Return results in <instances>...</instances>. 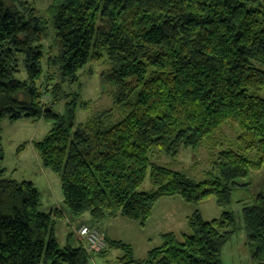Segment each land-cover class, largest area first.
Masks as SVG:
<instances>
[{
    "label": "trees",
    "instance_id": "obj_1",
    "mask_svg": "<svg viewBox=\"0 0 264 264\" xmlns=\"http://www.w3.org/2000/svg\"><path fill=\"white\" fill-rule=\"evenodd\" d=\"M47 13L48 22L30 5L0 0V123L47 124L33 150L59 177L71 217L87 214L90 227L118 216L141 226L163 198L192 205L213 198L226 207L264 168V0H52ZM88 64L105 67L99 81L110 88L112 108L75 126L78 104L88 106L78 91ZM225 124L236 138L210 156L204 180L149 159L207 147ZM3 158L0 144V264H87L73 234L57 242L59 209L42 211L38 189L5 176ZM146 176L151 190L138 192ZM240 212V226L229 212L210 222L194 212L189 234L161 235L143 260L105 237L99 255L120 250L128 264H221L223 246L242 228L250 257L264 264V196Z\"/></svg>",
    "mask_w": 264,
    "mask_h": 264
},
{
    "label": "rangeland",
    "instance_id": "obj_2",
    "mask_svg": "<svg viewBox=\"0 0 264 264\" xmlns=\"http://www.w3.org/2000/svg\"><path fill=\"white\" fill-rule=\"evenodd\" d=\"M3 2L5 5L14 8L22 4L24 6L30 5L36 15L46 22L49 21L47 8L51 5L52 0H3ZM47 33H49V29ZM41 44L44 48L48 47L50 44L48 34L43 36ZM104 69L105 67L102 65L88 64L78 73L80 82L79 102L86 103L88 106L81 107L78 104L75 113V126L84 123L94 113L112 108V101L109 96L110 88L101 85L99 81L100 72ZM259 97L264 98V90ZM44 102L48 104L46 97H44ZM60 110L59 108L55 111ZM118 118L119 116L116 114L115 119ZM48 131V126L43 121L33 123L25 118L17 121H10L7 117L3 118L0 123V144L4 154L1 165L6 171L5 176L8 178L16 181H30L37 187L42 211L49 212L51 208L59 209L62 214L61 219L53 218L52 229L57 242L62 246L65 244L68 233L73 234V238L77 242L76 230L84 224L91 226L92 221L87 214L81 217H71L63 205L59 177L48 169L44 170L38 161L37 153L33 150V143L42 141ZM236 131L235 127L225 124L215 140L207 147H201L195 152L184 149L173 160L163 154L150 155L149 159L155 165L181 172L192 180L201 181L204 180L209 170L210 156L220 150L232 148L231 143L236 138ZM143 182L138 192L150 191L151 187L147 176ZM243 182L247 185L232 193V203L229 206L219 208L213 198L200 202L198 205L182 203L177 197L163 198L153 207L151 217L144 225L140 226L137 221H129L118 216L102 222L101 230L105 232L106 239L120 241L129 246L134 260H143L149 251L161 245V235L172 233L179 238L183 234H189L187 218L194 212L200 214L205 222L218 219L222 212H229L234 215L236 224L240 226L241 209L251 205L257 195L262 194L264 196V168L259 172H254ZM95 228L99 230L98 226ZM101 230L99 231L101 232ZM122 255L123 252L120 250H109L104 258H97L96 261V256L87 264H103L105 262L106 264H128L125 263L126 260H119ZM219 259L221 264H257L250 257V250L246 246V235L242 228L235 232L223 246Z\"/></svg>",
    "mask_w": 264,
    "mask_h": 264
},
{
    "label": "built area",
    "instance_id": "obj_3",
    "mask_svg": "<svg viewBox=\"0 0 264 264\" xmlns=\"http://www.w3.org/2000/svg\"><path fill=\"white\" fill-rule=\"evenodd\" d=\"M76 240L88 255V261L92 260L97 254L102 253L106 248L103 234L95 227L81 225L76 230Z\"/></svg>",
    "mask_w": 264,
    "mask_h": 264
},
{
    "label": "crops",
    "instance_id": "obj_4",
    "mask_svg": "<svg viewBox=\"0 0 264 264\" xmlns=\"http://www.w3.org/2000/svg\"><path fill=\"white\" fill-rule=\"evenodd\" d=\"M32 183V182H31ZM33 184V183H32ZM34 185V184H33ZM35 187V186H34ZM37 188V187H36ZM176 204V203H175ZM51 209H57V208H51ZM50 209V210H51ZM98 228H99V230H101V224H99L98 225ZM101 232H102V234H103V236L106 238V235H105V232L103 231V230H101ZM106 249V248H105ZM108 254V253H107ZM107 254H105V255H103V256H100V255H97V257H96V261H97V258H99V259H101V258H104ZM103 264H106V262L105 263H103Z\"/></svg>",
    "mask_w": 264,
    "mask_h": 264
}]
</instances>
